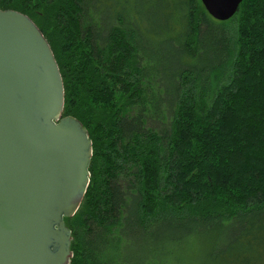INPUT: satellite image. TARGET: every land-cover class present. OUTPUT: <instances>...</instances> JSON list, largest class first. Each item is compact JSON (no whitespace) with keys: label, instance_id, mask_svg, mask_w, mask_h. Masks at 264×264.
<instances>
[{"label":"trees","instance_id":"obj_1","mask_svg":"<svg viewBox=\"0 0 264 264\" xmlns=\"http://www.w3.org/2000/svg\"><path fill=\"white\" fill-rule=\"evenodd\" d=\"M47 42L90 141L69 264H264V0H0Z\"/></svg>","mask_w":264,"mask_h":264},{"label":"water","instance_id":"obj_2","mask_svg":"<svg viewBox=\"0 0 264 264\" xmlns=\"http://www.w3.org/2000/svg\"><path fill=\"white\" fill-rule=\"evenodd\" d=\"M199 1L216 21L241 2ZM62 106L61 78L40 31L0 9V264H69L63 219L81 203L91 149Z\"/></svg>","mask_w":264,"mask_h":264}]
</instances>
